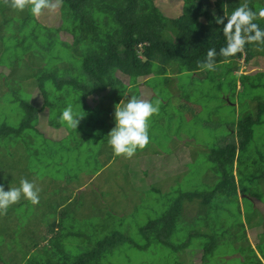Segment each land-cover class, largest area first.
<instances>
[{
    "label": "rangeland",
    "instance_id": "rangeland-1",
    "mask_svg": "<svg viewBox=\"0 0 264 264\" xmlns=\"http://www.w3.org/2000/svg\"><path fill=\"white\" fill-rule=\"evenodd\" d=\"M252 3L254 11L264 7V0ZM155 6L175 18L181 13L182 2L155 0ZM58 10L45 11L39 19L51 31L60 25ZM257 21L264 23V18ZM12 35L9 26L0 28V126L22 122L21 99L44 110L33 128L24 133L26 140L0 141V185L7 191L10 186L18 187L24 178L39 189L38 204L21 198L0 212V264H24L36 254V262L48 261L49 256L33 246L47 251L54 237L48 226L61 219V236L49 251L59 259L64 254L76 258L105 236L117 233L128 242L109 253L102 264H258L253 251L264 264V167L252 165L254 160L261 163L264 123L254 127L250 146L237 153L245 162L236 178L237 199L216 195L205 207H200L201 201L185 202L182 217L169 237L170 246L158 244L154 234L148 245V237L141 233L146 224L173 207L180 193L204 194L216 188L221 178L213 170L210 156L238 141L239 121L252 123L258 112L264 122V110L257 108L264 104V86H252L253 77L263 79L259 76L264 73L261 44L251 48L250 66L239 59L241 71H236V61H228L215 65L212 71L179 74L180 64L169 63L163 75L154 74L148 84L144 79L132 88L127 76L116 73L128 96L138 98L140 93L141 99L159 100V111L148 122L149 143L126 158L113 153L107 137L115 126L114 107L119 96L95 95L88 101L92 106L85 109L70 100L67 105L83 117L76 129L69 127L59 119L64 102L56 93L54 79L41 80L39 92L37 70L26 66L35 51L32 40L19 37L13 41V49H7L4 43L15 39ZM60 38L71 41L65 33ZM253 64L257 68L253 69ZM29 70L35 77H29ZM242 74L253 75L251 81ZM27 142L32 145L27 147ZM184 147L187 150L183 152ZM166 157L171 171L180 164L178 170H186L158 180L151 168L154 163L166 162ZM174 159H179L176 164ZM199 210L202 213L197 215ZM244 233L248 240L242 237ZM177 246L186 248L176 253L171 247ZM205 246H212L213 251L203 260Z\"/></svg>",
    "mask_w": 264,
    "mask_h": 264
},
{
    "label": "trees",
    "instance_id": "trees-1",
    "mask_svg": "<svg viewBox=\"0 0 264 264\" xmlns=\"http://www.w3.org/2000/svg\"><path fill=\"white\" fill-rule=\"evenodd\" d=\"M180 1L182 2L180 15L169 18L155 6V0H62L58 10L60 25L51 31L39 20L46 12L39 18H34L27 7L23 11L14 10L9 8V0H0V28L9 26L14 33L11 38L15 39L12 41L7 39L4 43L7 49H13V41L19 37L23 40H32L35 51L33 57H30L31 62L26 66L28 69L37 70L35 75L39 78L37 83L39 92L41 80L52 78L56 93L63 99L64 108L71 100L74 104H78L80 109H85L92 106L88 101L94 99L95 95L103 98L119 96V103L122 98L126 100L131 97L123 95L127 91L118 80L116 75L118 72L129 78L132 88L137 87L140 80H146L154 74L163 75L169 63L180 64L178 70H185L184 67H188L187 69L193 72L202 70L198 65L205 60L210 48L216 49L217 52L215 65L242 56L240 52L228 58L219 55V49L225 45V35L222 25L216 24L214 17L228 15L235 7L244 3L254 10L252 0ZM256 22L264 29V23L257 20ZM61 33L69 35L71 41L61 40ZM254 45L257 43H247L242 49L246 60ZM119 47L122 48L121 52ZM28 73L29 77H35L30 70ZM261 74L259 76L263 79L259 81L254 78L253 87L264 86V73ZM19 104L25 114L24 119L17 126L2 124L0 141L26 140L23 139L24 133L33 128L38 114L44 110L36 108L27 99H21ZM257 108L264 110V104L259 103ZM243 122L244 119L237 124L240 142L238 139L210 156L211 162L215 163L213 170L218 172L221 178L216 188L204 194L180 193L173 207L164 216L150 221L141 229V233L148 237V245L153 243L152 234H154L158 244L170 246L169 237L182 217L185 202L201 201L200 207L201 205L205 207L216 195L224 194L227 197L233 195L235 199L238 198L239 187L236 178L242 174L245 162L242 156H237V153L245 151L250 146L254 139V127L264 123L260 122L258 112L252 123ZM29 144L31 142H27V147L30 146ZM31 155L36 154L31 151ZM260 160L261 163L254 160L252 165L258 163L264 167V152ZM242 190L244 192V188ZM201 213L199 210L197 215ZM62 223L63 219L48 226V233L54 237L47 251L42 249L43 246H33L49 256L50 259L43 260L42 264H102L109 253L128 242L123 235L111 233L99 241L93 249L87 250L78 257L73 258L69 254H64L61 256L62 259H59L54 252L49 251L61 236ZM242 237L248 240L246 233ZM211 242L212 240L209 244ZM59 248L62 249L60 245ZM185 248V246L171 247L176 253ZM212 251V246H205L203 260ZM253 254L254 260L258 264H263L254 251ZM36 255L29 261L27 259L28 262L24 264H40L36 262Z\"/></svg>",
    "mask_w": 264,
    "mask_h": 264
},
{
    "label": "clouds",
    "instance_id": "clouds-1",
    "mask_svg": "<svg viewBox=\"0 0 264 264\" xmlns=\"http://www.w3.org/2000/svg\"><path fill=\"white\" fill-rule=\"evenodd\" d=\"M61 3L62 0H9L10 8L23 11L27 7L34 18L41 16L45 11L55 12ZM258 18H264V7L254 11L246 3L235 7L228 15L214 17L215 23L222 25L225 35V45L219 49V55L228 58L240 52L246 57L242 49L247 43L264 44V29L256 22ZM216 55V49H208L205 60L198 67L214 70ZM123 95L128 96L127 93ZM158 111V99L149 101L131 96L115 105V126L107 136L113 153L130 158L138 149H143L149 143L148 122ZM82 117L74 112L72 105H67L61 111L59 119L76 129ZM21 198L33 205L38 204L39 189L33 182L24 178L20 179L18 187L10 186L7 191L0 185V212L7 210Z\"/></svg>",
    "mask_w": 264,
    "mask_h": 264
},
{
    "label": "crops",
    "instance_id": "crops-1",
    "mask_svg": "<svg viewBox=\"0 0 264 264\" xmlns=\"http://www.w3.org/2000/svg\"><path fill=\"white\" fill-rule=\"evenodd\" d=\"M261 48H263V46H261ZM250 57V56H249ZM248 58V57H247ZM239 59L241 60H243L244 62H246L247 64H248V66H250V63H248L250 60H249V58H248V62H247V60H246V58L244 57V58H238V59H234V60H230V61H236V63H237V67L239 68V69H236V71H241V67H242V65H241V63H238V61H239ZM188 68V67H187ZM253 69L254 68H257V64H253V67H252ZM189 69V68H188ZM188 69H185V70H179L177 73H179V74H181V73H183L182 71H184V72H187L188 73ZM250 73H251V71H250ZM242 75H244V74H242ZM260 75H262V74H260ZM246 76H248V77H251V76H253V75H249V74H246ZM254 78H256V77H253L252 78V81H253V79ZM146 80H148V79H146ZM246 80H247V77H246ZM249 81H251V79H249ZM261 81V80H260ZM148 82H149V80L146 82V84H148ZM148 86V85H147ZM146 90V89H145ZM141 95H142V92H141ZM138 98H140V93L138 94ZM151 97V96H150ZM123 99V98H122ZM121 99V100H122ZM146 99H148V97L146 98ZM150 99V98H149ZM148 99V100H149ZM120 103H121V101H120ZM233 107H236V106H233ZM228 144H231V143H227V145ZM183 152H184V150H187V147L185 148H182L181 149ZM182 159V158H181ZM177 160H179V159H177ZM176 159H174V161H173V163L174 164H176L178 161H177ZM182 168V166H181V164H180V166L178 167V168H174V170L173 171H171L172 170V168H170V167H168L167 168V157H166V162H164V163H162V164H159V163H154V166L151 168V170H154L156 173H157V175L155 176V178H157L158 180H165V179H167L168 178V176H171V175H174V174H177V173H182V170H178V169H181ZM185 170H186V168H185ZM184 170V171H185ZM169 171H171V172H169ZM145 177L147 176V174H145L144 175Z\"/></svg>",
    "mask_w": 264,
    "mask_h": 264
}]
</instances>
